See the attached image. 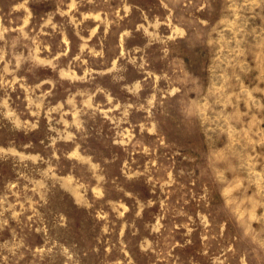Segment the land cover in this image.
Listing matches in <instances>:
<instances>
[{
	"label": "rangeland",
	"instance_id": "rangeland-1",
	"mask_svg": "<svg viewBox=\"0 0 264 264\" xmlns=\"http://www.w3.org/2000/svg\"><path fill=\"white\" fill-rule=\"evenodd\" d=\"M0 264H264V0H0Z\"/></svg>",
	"mask_w": 264,
	"mask_h": 264
}]
</instances>
